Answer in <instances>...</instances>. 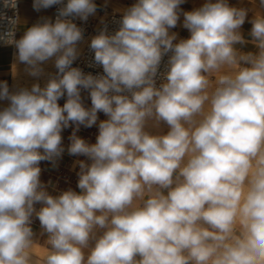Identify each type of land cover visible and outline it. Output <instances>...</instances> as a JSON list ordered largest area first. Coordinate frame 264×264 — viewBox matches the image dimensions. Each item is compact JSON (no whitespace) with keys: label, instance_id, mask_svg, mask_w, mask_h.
I'll return each instance as SVG.
<instances>
[{"label":"clouds","instance_id":"9594fccd","mask_svg":"<svg viewBox=\"0 0 264 264\" xmlns=\"http://www.w3.org/2000/svg\"><path fill=\"white\" fill-rule=\"evenodd\" d=\"M183 3L123 9L114 33L90 40L97 75L72 66L83 40L73 18L87 22L94 0H34L36 11L62 5L55 21L41 17L16 39L17 18L0 36L16 49L13 76L23 64L41 77L53 58L56 69L43 87L0 81V264H264V0ZM181 15L190 35L174 42ZM247 43L256 51L236 47ZM101 112L88 143L77 132ZM73 125L67 152L90 163L76 161L79 191L58 190L40 163L57 166Z\"/></svg>","mask_w":264,"mask_h":264},{"label":"crops","instance_id":"0c3cea01","mask_svg":"<svg viewBox=\"0 0 264 264\" xmlns=\"http://www.w3.org/2000/svg\"><path fill=\"white\" fill-rule=\"evenodd\" d=\"M206 0H185V3L181 5V8L184 11H192L196 8L202 6ZM229 4L237 7H247L252 9L254 6H259V0H255V5H253L250 0H228ZM34 0H20L19 6V20L20 24L17 25V33L16 39H19L24 34V31L27 27H30L32 24L36 23L40 20L41 17H51V9L52 6L47 9H41L39 11L34 10L33 8ZM254 16V12L250 10L248 12V16L244 25L241 28V32L245 38V40L251 41V36L249 35L252 25L249 22ZM178 27V28H176ZM172 28V31L176 34H190L189 31L183 27V15H181L180 20L177 23V26ZM236 47L243 52H255L256 48L252 43H247L245 45L237 44ZM16 50L11 47L0 48V81H6L9 85L11 91H13V64L15 63V54ZM81 96L83 102L86 106H91V101L89 98V94L86 90L81 91ZM66 100V96L58 101L62 106ZM7 100H0V110L8 105ZM7 103L6 106H2ZM107 119V117L101 112L98 113V121L96 125H93L90 128H86L84 126L80 127V130L77 132V135L81 138L85 139L88 143H95L96 137L98 135V123L100 120ZM74 125L67 129H64L62 132L63 137V146L65 148L62 157L58 159L57 166L53 167L51 162L42 161L40 163L41 167V175L40 179L43 183L47 184L48 181H52L54 185H56L58 190H67L68 188H72L75 191H79L77 188V172L79 171V166L76 164L78 160L87 161L86 157L83 156H72L67 152V147L70 144L69 136L73 131ZM166 131V128L164 129ZM51 192L52 189L49 188ZM57 194V193H53ZM40 204L36 205V208H40ZM33 230L35 233L39 234L40 232V224L38 219L34 218L32 224Z\"/></svg>","mask_w":264,"mask_h":264},{"label":"built area","instance_id":"2783aa9c","mask_svg":"<svg viewBox=\"0 0 264 264\" xmlns=\"http://www.w3.org/2000/svg\"><path fill=\"white\" fill-rule=\"evenodd\" d=\"M94 2L97 5V12L94 16H90L87 22L81 21L79 18H73V22L77 24L78 27L83 29V40L78 42L77 47L82 45V50L79 58L73 63V67H79L84 73H91L93 75L102 74V67L94 63V53L89 48V43L91 38L98 34L101 29L107 28L109 33H114L119 27V20L121 18V13L112 11L102 5H100L96 0ZM67 3V0H64ZM19 6L20 0H16V7L12 8L6 6L4 0H0V36L13 29L11 21L19 18ZM62 5H53L51 9V19L53 22L56 19L58 8ZM17 33V26L15 27V38ZM177 42V41H174ZM11 47L15 49L12 45H6L2 40H0V48ZM167 60L166 55L160 66L159 74L157 77V84L162 80V74L167 70ZM56 72L54 68L53 74Z\"/></svg>","mask_w":264,"mask_h":264},{"label":"bare ground","instance_id":"6f19581e","mask_svg":"<svg viewBox=\"0 0 264 264\" xmlns=\"http://www.w3.org/2000/svg\"><path fill=\"white\" fill-rule=\"evenodd\" d=\"M96 1L102 6L109 7L111 9H114L113 11L121 13L123 9L130 6L128 4L131 3V1H133V0H96ZM134 1H136V0H134ZM78 49L80 50V53H81L82 45H80L78 47ZM51 60H49L43 64L45 74L42 75L41 77H39V78H41V79H39V83L42 87L44 86V84L47 81L48 74H51L50 67H47V65L49 63H51ZM15 63H16V61H15ZM24 68H25V66L23 64H17L16 75L13 78V91H16L19 88L25 87L27 85L26 82L28 80H31V77L24 71ZM44 76H46V78ZM32 83H28V84L32 85Z\"/></svg>","mask_w":264,"mask_h":264},{"label":"rangeland","instance_id":"374dc122","mask_svg":"<svg viewBox=\"0 0 264 264\" xmlns=\"http://www.w3.org/2000/svg\"><path fill=\"white\" fill-rule=\"evenodd\" d=\"M136 1H131V3H129L128 5H132V4H134ZM129 6V7H130ZM105 7V6H104ZM106 8H108V9H110V10H114V9H111V8H109V7H106ZM116 12V11H115ZM176 28H178V27H176ZM170 32H173L172 31V29H170ZM174 33V32H173ZM177 35V42L180 40V39H185V38H188L189 37V35L188 34H185V33H182V34H176ZM16 50V49H15ZM80 51V50H79ZM47 67H50V72H51V74H53V71H54V58L51 60V63H49L48 65H47ZM31 77V80H28L26 83H27V85L25 86V87H27V88H31V85H29L28 83H32L33 81V83L32 84H34V83H39V79H41V78H39V77H32V76H30ZM45 78H46V76H44ZM43 78V77H42ZM32 81V82H31ZM29 85V86H28ZM11 88V87H10ZM8 103V102H7ZM7 103H5V104H3L2 106H6L7 105Z\"/></svg>","mask_w":264,"mask_h":264}]
</instances>
